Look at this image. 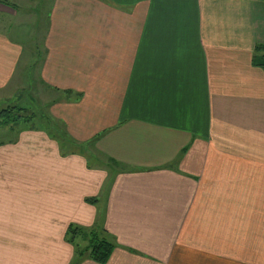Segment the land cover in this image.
<instances>
[{
    "label": "crops",
    "instance_id": "crops-1",
    "mask_svg": "<svg viewBox=\"0 0 264 264\" xmlns=\"http://www.w3.org/2000/svg\"><path fill=\"white\" fill-rule=\"evenodd\" d=\"M48 6L38 76L61 133L0 142V264H264V0ZM29 51L0 28V91ZM70 222L114 243L107 262L77 256Z\"/></svg>",
    "mask_w": 264,
    "mask_h": 264
},
{
    "label": "rangeland",
    "instance_id": "rangeland-1",
    "mask_svg": "<svg viewBox=\"0 0 264 264\" xmlns=\"http://www.w3.org/2000/svg\"><path fill=\"white\" fill-rule=\"evenodd\" d=\"M9 3V4H8ZM5 5L9 6V10L0 13V28L6 31H10L15 37H19L26 42L28 49L32 52H27L30 56H26L23 59L22 66L27 65L29 75L24 81L21 82V78L16 76L14 83L4 90L0 91V111L9 107H24V110L20 113L22 116L33 115V119L29 121L19 120L18 122L10 125H0V142L8 139H14L18 133L25 128H46L49 133L60 132L59 128L55 129L51 126L50 121H47L45 117L52 120L51 113L49 112V102L56 96L53 92H45L43 87L39 84V66L42 47V37L47 28L48 22V3L49 0H16L9 1ZM40 88H42L40 90ZM55 89V88H54ZM55 91V90H54ZM60 100L71 97V93L65 91L57 92ZM78 98L81 95L74 93ZM55 122L61 127L62 124L59 120ZM54 138L61 146L62 153L68 154L74 149L75 152H79L81 148L72 147L69 148V143L66 140H62L57 134ZM69 142V141H68ZM73 151V152H74ZM88 156V155H87ZM90 158V157H88ZM90 160L93 162V158ZM94 163H96L94 161ZM77 226L75 223L70 222L68 224ZM68 226V228H69ZM68 230V229H67Z\"/></svg>",
    "mask_w": 264,
    "mask_h": 264
},
{
    "label": "trees",
    "instance_id": "trees-1",
    "mask_svg": "<svg viewBox=\"0 0 264 264\" xmlns=\"http://www.w3.org/2000/svg\"><path fill=\"white\" fill-rule=\"evenodd\" d=\"M0 2L8 3L7 0H0ZM9 4V3H8ZM257 53L262 54L260 57H256L255 64L264 69V44L256 46ZM24 110V107H9L0 111V125L6 126L14 124L19 120L29 121L33 119V115L22 116L20 113ZM47 120V118H45ZM49 120V119H48ZM96 198H92L94 202ZM68 234L70 239H74L77 236H87L88 244L84 249H78L76 251L77 256H88L91 260L97 263H105L110 258V255L114 249V243H112L107 236H103L101 232L96 229L86 232L81 226L70 225L68 228Z\"/></svg>",
    "mask_w": 264,
    "mask_h": 264
}]
</instances>
